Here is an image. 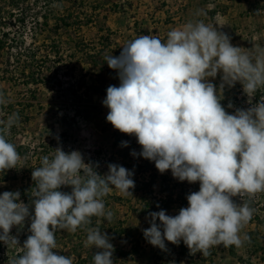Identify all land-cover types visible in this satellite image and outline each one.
I'll use <instances>...</instances> for the list:
<instances>
[{
  "label": "clouds",
  "instance_id": "obj_1",
  "mask_svg": "<svg viewBox=\"0 0 264 264\" xmlns=\"http://www.w3.org/2000/svg\"><path fill=\"white\" fill-rule=\"evenodd\" d=\"M121 49L119 56H105L119 79L118 86L106 90V120L134 136L141 146L139 155L153 161L161 174L170 170L180 182L199 183V190L186 196L187 207L176 215L163 209L150 212L144 238L161 250L165 241H183L192 255L207 256L219 245L242 247L250 240L242 230L254 213L243 197L264 192V97L233 113L221 99L225 86L237 83L249 101L264 89V46H234L220 28L197 19L171 29L164 41L141 35ZM218 75L219 87L212 82ZM5 103L0 93V105ZM18 121V113L0 121L3 172L17 168L21 160L15 144L6 139ZM31 176L28 204L19 191L0 193V242L22 251L10 264H74V257L55 250L56 233H74L90 225L93 216L111 222L113 213L103 198L113 189L132 194L135 187L127 168L109 164L101 175L79 151L61 147L51 157H42ZM65 186L71 191H62ZM234 197L241 198L240 203ZM26 220L30 234L20 245L11 230ZM86 233L84 246L95 249L93 264H114L109 235L99 227H87Z\"/></svg>",
  "mask_w": 264,
  "mask_h": 264
},
{
  "label": "rangeland",
  "instance_id": "obj_2",
  "mask_svg": "<svg viewBox=\"0 0 264 264\" xmlns=\"http://www.w3.org/2000/svg\"><path fill=\"white\" fill-rule=\"evenodd\" d=\"M44 1L30 0L25 10L32 12V15L39 12L42 15L46 9ZM166 1L168 0H158V7L168 13L171 8L167 9V6L173 5L175 9L173 8V13L170 14L179 17L184 15L190 0H169L168 4ZM153 3V0H86L84 6L73 8L81 18L71 27L62 26L59 31L55 30L54 21L46 26L43 20L30 19L23 27L18 22L11 21L4 26L10 33L8 40H5L7 44L5 48H0V93L7 100V103L0 105V121H6L9 115L18 113L19 121L11 128L6 139L15 144L21 156L17 168L0 171L2 180L7 178V181L0 183V193L19 191L25 182H34L31 176L33 168L40 166L42 157H51L57 147L66 152L79 151L85 163L95 165L101 175L108 172L109 164L127 168L133 173L132 178L135 181V187L131 189L132 194H121L119 190L113 189L103 198L106 210L113 213L111 222L98 217V225L105 224L104 232L109 237L112 232L126 231L120 237L115 234L110 240L114 245V264H139V260L121 256L120 251L126 252L131 244L139 239L138 235L150 227L148 214L153 211L145 210L144 202L154 195L150 196V191L141 190V184L146 179L150 181L153 175L156 177L153 180L156 183L160 177L167 180L174 177L170 170L161 174L153 166V161L139 155L141 146L134 136L114 129L106 120L109 109L103 105V97L99 95L106 94V91L96 89L100 88L99 82L103 78V74L99 77L100 71L107 63L103 58H98V55L104 52L105 56H119L121 43L118 39L121 29L128 28L135 21L132 19L137 18V24L133 25V28L141 30L143 23H140V20L138 22V18L141 19L144 9L139 12V6H147L146 9L150 10L154 6ZM209 4L211 5L207 7L208 16L216 14L217 6L211 2ZM243 7L244 5H240L236 8V17L252 21L249 22L250 26L244 25L251 30L249 35H254L251 42L264 46V0H256L254 5ZM220 10L222 12V8ZM62 12L65 13L64 10ZM87 20H91V23H86ZM85 43L89 44V48L82 46ZM94 56H97L98 64L92 66L91 57ZM32 77L39 82L32 83ZM236 86L242 87L239 83ZM262 97L264 89L254 96L257 103ZM242 98L245 100L246 94H242ZM233 105L236 109L246 107L241 105L238 98H235ZM228 111L233 113L235 110ZM117 139L119 142L115 146ZM122 142H127V146H122ZM136 151L138 153L131 160L130 154ZM136 164L146 165L148 169L150 164L152 166L150 170L145 169L139 173ZM153 188L154 191L159 189ZM197 189L199 186L191 187L187 190L188 194L198 191ZM61 190L70 192L71 188L65 186ZM122 195L127 197L122 198ZM255 196L258 201L249 203L254 209L252 221L250 220L243 230L247 233L259 229L261 234L254 237L250 243L245 242L236 257L230 255L228 250H218L217 258L227 259L226 263L232 260V264H236L237 260L240 264H264V227L253 220L254 215H264V192ZM165 206L163 204L151 208L159 211L164 210ZM157 207L161 209L158 210ZM29 226L30 221L26 220L23 227H16L14 231L20 245L21 235L30 234ZM86 235V229L82 231L78 228L74 233L58 231L55 250L59 254L74 257L75 264L78 254L86 256L87 251L92 250L84 246ZM147 246L143 241L141 248ZM4 247L5 252L0 250V264H10L13 258L22 255L19 246L7 247L4 244ZM150 250L152 249L145 250L144 253ZM127 252L129 254L130 250ZM145 254L142 255L148 256Z\"/></svg>",
  "mask_w": 264,
  "mask_h": 264
},
{
  "label": "crops",
  "instance_id": "obj_3",
  "mask_svg": "<svg viewBox=\"0 0 264 264\" xmlns=\"http://www.w3.org/2000/svg\"><path fill=\"white\" fill-rule=\"evenodd\" d=\"M153 1L155 3H153L154 6L150 10L146 9L147 6L144 7L139 6L138 9L139 12L141 11L142 8L144 9L141 19L138 18V22L140 20V23L141 22L143 23L141 30L137 31L133 28V25L137 24L136 22L137 18L132 19L135 21L134 23H131L128 28H126L125 30L121 29L122 30L120 31L121 36L118 39V42L121 43L120 48L123 47L129 41H132L141 35H156L162 41H164L166 40L167 33L171 29L179 27L184 23H186L187 21L197 20V19L203 20L207 24H211L216 26L217 28H220L221 31L225 32L231 37V43L234 46H239L243 48H253L255 46H258V44L254 43V41L251 42V39L253 40L252 37H254V35H252V37L251 35H249L251 30L247 29V27H244V25L250 26L249 22L252 21L251 20L248 21L247 18L244 17L243 20L238 19L236 17V8L240 7V5L241 6L244 5L243 8L245 7L248 8L251 4L254 5L256 3V0H190L188 2L189 3L188 6L184 11V15L179 17H174L173 15L170 14L173 13V8L175 9L173 5L172 7L167 6V9L171 8V12L167 13L162 11L160 7H158V5H160L158 3V0H153ZM169 2H170L169 0L166 1L167 4ZM210 2L213 3L212 5L215 4L217 6L216 9L218 10V12L215 11L216 14L208 16L207 7L211 5L209 4ZM220 8H222V12ZM197 13H199V15H197ZM178 15H180V13H178ZM157 16L160 17L157 18ZM140 23H138V25H140ZM99 57L105 60L104 52L103 54L98 55V58ZM94 59L96 60V63L94 64L90 63L92 66L98 64L97 56H94ZM102 74H103V78L99 82L100 88L97 89L95 88L97 91H100L102 89L106 91L110 85H116V86L119 85L117 72L113 69H110L108 65H105L103 69L100 71L99 74L100 78ZM212 82L217 87H219V84L221 82L220 76L218 75L215 78V80H213ZM238 90L239 88L236 85L231 88L225 86L223 90V98L221 99V104L226 108L227 112H229L228 109L231 110L234 107L233 102L235 98H238V92H237ZM99 95L100 97H103V100L106 97V94H99ZM230 103L233 105L232 108L228 107ZM157 173L159 172L157 171ZM148 181H149L148 179L145 180V182ZM165 186L169 187V191L164 190ZM193 186L198 187L199 183L197 182L194 184H189L187 181L180 182L176 178L167 180L165 178L160 177L157 183L154 182V187L155 188L159 187V189L158 191L157 190L154 191L153 188V194H151L150 196L154 195V197L145 200L144 209L149 211L151 210L153 212H158L153 208H151V206L154 207L156 205L165 204L166 206L164 207V210L166 211V214L176 215L181 207H187L188 205L186 199V196L188 195L187 190ZM126 197H127L126 195H122V198H126ZM161 208L157 207L158 210ZM243 233L244 230H242V234ZM137 241L131 244L129 248L132 249V247L137 243ZM142 242L143 240H141L140 245L138 246V252L136 254H132L131 249L128 248V250L127 249L126 250L127 251L130 250V253L128 254V252L126 251L127 253L124 252L126 255H121V256H128L134 258V260H139V264H232V260H229V263H226L227 259L217 258L216 256L218 253L217 251L223 249L220 245L212 247L210 249V254L207 256H203L200 253H196L195 255L190 254L189 249L183 243V241H181L179 245H174L171 244L170 242L165 241V245H166L165 250H161L158 247H154L148 242L146 243L148 245L147 247L141 248ZM148 249H152V250L147 251L146 254L148 256L144 257L142 254H145L144 253L145 250ZM239 249L240 248H238V250ZM155 251H158V253ZM235 263L240 264V262H238L237 260L235 261ZM117 264H120V262Z\"/></svg>",
  "mask_w": 264,
  "mask_h": 264
},
{
  "label": "trees",
  "instance_id": "obj_4",
  "mask_svg": "<svg viewBox=\"0 0 264 264\" xmlns=\"http://www.w3.org/2000/svg\"><path fill=\"white\" fill-rule=\"evenodd\" d=\"M30 0H0V32H1V38H0V48H5V45L7 44L5 40H8L10 33L9 31H6V29H4V26L8 25L9 22L11 21H15L18 22L19 25L21 27H23L28 20L30 19H34V20H43V24L47 26V24H49L51 21H54V26H55V30L59 31L61 30L62 26L64 27H71L77 20H79L81 17L76 14V11L73 10V8H79L82 7L86 4V0H45L44 1V6L46 7L45 11L43 12L42 15H40L39 13H36L34 15H32V12H28L27 10H25V8H27L28 6V2ZM39 1V0H37ZM62 10L65 11L62 12ZM96 10V9H95ZM73 21V22H72ZM86 23L90 24L91 20H87ZM107 41H110V39H107ZM106 41V42H107ZM86 48H89V44L85 43L84 45H82ZM9 48V47H8ZM35 58V57H33ZM91 59H93V63H96V60L94 59V57H91ZM32 83H37L39 82L38 79H35L34 77H32ZM135 138V137H134ZM119 140L117 139L114 143V145L116 146L118 144ZM131 160L133 158H130ZM137 162V160H136ZM146 166V165H145ZM142 166V165H137L136 164V168L138 169L137 171L140 173L143 170H150L151 168V164L149 165V169L148 166ZM155 167V165H153ZM155 175H153L151 177V180L148 182H144L141 184V190L144 191H150L149 194L153 193V187H154V179H155ZM5 180H2V177L0 176V183L1 182H5L7 181V178H4ZM34 187V182L29 181V183L25 182L22 187H20L19 192L21 193L20 199L23 200V202L25 204L29 203L30 197V190ZM165 191H169V187L165 186L164 187ZM169 193V192H168ZM248 203H253L252 201L246 200ZM158 206V205H156ZM255 218L253 220L257 221L261 226L264 227V215L263 217H259L258 215H254ZM252 221V219H251ZM99 227L103 232H104V228H105V224L102 225H98V217L93 216L91 218V224L85 226L84 228H79V230H85L87 227ZM15 229L16 227H13V229L11 230V234L14 235L15 234ZM26 233V231H25ZM126 231H120V232H112L110 235V238H114V235L116 234V236L125 234ZM249 237L250 240L247 241V244L251 242V240L254 237L260 236L261 233H259V229L255 230V231H249L246 233ZM29 234L26 235H21V241L23 244V241L27 238ZM57 235V233H56ZM128 240H130V237H128ZM141 240L145 241L147 243V240L144 238L143 232L139 234V239L137 241V243L132 247L131 249V253L132 254H136L138 252V246L140 245ZM150 244V243H149ZM223 249L228 250L229 254L236 257L237 256V252H238V248H236L235 246H231V247H224L223 245H220ZM0 250L5 252V247H4V243L0 242ZM95 249L92 250H88L87 251V255H83V254H78L77 255V261L75 264H93V254H94ZM120 251V250H119ZM121 255H126L122 250L120 251Z\"/></svg>",
  "mask_w": 264,
  "mask_h": 264
},
{
  "label": "built area",
  "instance_id": "obj_5",
  "mask_svg": "<svg viewBox=\"0 0 264 264\" xmlns=\"http://www.w3.org/2000/svg\"><path fill=\"white\" fill-rule=\"evenodd\" d=\"M241 91H243L242 87L239 88L238 90V101H240L241 105H245V109H247L248 107H250L252 104H255L257 103L255 98L253 97V99H251V101H249V97H247L246 95V99L244 100L242 98V93ZM241 92V93H239ZM236 109V106L232 108V110H235ZM138 153V151H136V154ZM133 154H130V158H133ZM234 201H237V202H240V199L239 197H234L233 198ZM246 200H249V201H252V202H257L258 201V197L254 196L253 198L249 199L247 196L243 197V201H246Z\"/></svg>",
  "mask_w": 264,
  "mask_h": 264
}]
</instances>
